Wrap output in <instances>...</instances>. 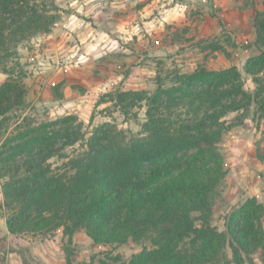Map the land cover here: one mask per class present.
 <instances>
[{
	"label": "trees",
	"instance_id": "trees-1",
	"mask_svg": "<svg viewBox=\"0 0 264 264\" xmlns=\"http://www.w3.org/2000/svg\"><path fill=\"white\" fill-rule=\"evenodd\" d=\"M59 19L55 0H0V73L6 76L0 86V208L8 232L61 231L69 245L80 232L103 246L150 241L124 264H220L226 247L233 263L245 264L243 256L264 248V204L252 198L234 209L226 232L212 218L226 175L219 145L230 126L222 120L253 105L264 118V12L254 22L260 54L245 67L254 91L235 68L201 66L171 91L110 93L109 101L123 110L147 104L146 135L133 140L109 122L89 133L75 116L35 123L26 114L28 72L19 51L50 34ZM207 48L225 51L214 43ZM61 86L53 88L58 97ZM175 107L187 111L181 125L173 120ZM83 142V151H75Z\"/></svg>",
	"mask_w": 264,
	"mask_h": 264
},
{
	"label": "rangeland",
	"instance_id": "rangeland-1",
	"mask_svg": "<svg viewBox=\"0 0 264 264\" xmlns=\"http://www.w3.org/2000/svg\"><path fill=\"white\" fill-rule=\"evenodd\" d=\"M55 6L60 19L51 33L19 51L28 72L26 114L35 123L71 115L89 133L109 122L126 140L140 139L146 135L147 104L123 110L109 101L110 93L171 91L182 75L201 66L235 68L245 88L255 89L245 67L260 54L254 22L257 12H264V0H55ZM213 43L225 51L213 53L207 48ZM59 84L62 97L53 89ZM181 109L174 108L179 125L188 119ZM222 121L230 126L219 145L226 175L212 225L226 232L234 209L252 198L264 204V118L253 105ZM84 145L77 144L75 151ZM3 201L0 179V206ZM259 230L264 243V217ZM145 247L150 241L96 245L84 232L71 245L61 231L12 235L0 208V264H68V257L73 264H124ZM223 252L220 264H235L231 250ZM243 257L245 264H264V248Z\"/></svg>",
	"mask_w": 264,
	"mask_h": 264
},
{
	"label": "water",
	"instance_id": "water-1",
	"mask_svg": "<svg viewBox=\"0 0 264 264\" xmlns=\"http://www.w3.org/2000/svg\"><path fill=\"white\" fill-rule=\"evenodd\" d=\"M5 80H6V76L3 73H0V86L3 84Z\"/></svg>",
	"mask_w": 264,
	"mask_h": 264
},
{
	"label": "crops",
	"instance_id": "crops-1",
	"mask_svg": "<svg viewBox=\"0 0 264 264\" xmlns=\"http://www.w3.org/2000/svg\"><path fill=\"white\" fill-rule=\"evenodd\" d=\"M14 263L17 264L18 262H15V261H14Z\"/></svg>",
	"mask_w": 264,
	"mask_h": 264
}]
</instances>
